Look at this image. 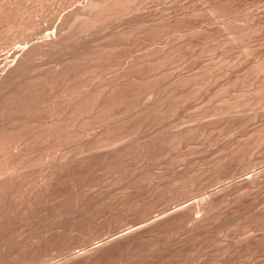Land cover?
<instances>
[{"label": "rangeland", "instance_id": "1", "mask_svg": "<svg viewBox=\"0 0 264 264\" xmlns=\"http://www.w3.org/2000/svg\"><path fill=\"white\" fill-rule=\"evenodd\" d=\"M0 19V264H264V0Z\"/></svg>", "mask_w": 264, "mask_h": 264}, {"label": "bare ground", "instance_id": "2", "mask_svg": "<svg viewBox=\"0 0 264 264\" xmlns=\"http://www.w3.org/2000/svg\"><path fill=\"white\" fill-rule=\"evenodd\" d=\"M87 3H88V2H87ZM89 4H91V3L89 2V3L86 4V5H89ZM86 5H85V6H86ZM85 6H84V7H85ZM89 6H90V5H89ZM91 6H93V3L91 4ZM91 6H90V7H91ZM85 8H86V10H87V7H85ZM85 8H83V9L85 10ZM84 10H83V11H84ZM6 13H7V12H6ZM0 20H1V19H0ZM8 26H9V25H8ZM1 29H2V28H1ZM28 51H29V50H28ZM28 51H26V54L28 53ZM30 51H31V50H30ZM23 52H25V51H23ZM32 52H33V51H32ZM29 53H30V52H29ZM20 55L22 56V53H21ZM23 55H25V53H24ZM21 56H19V57H20L21 59H23L24 56H23V57H21ZM25 56H26V55H25ZM28 56H29V55H28ZM24 58H25V57H24ZM25 60H26V59H24V61H25ZM5 61H7V60H5ZM19 61H20V64H21V60H19ZM19 61H17L18 64H19ZM6 63H7V62H6ZM22 63H23V62H22ZM14 64H15V63H14ZM23 64H24V63H23ZM5 65H6V64H4V66H5ZM8 66H9V65H7V68H8ZM5 67H6V66H5ZM19 67H20V65H19ZM21 67H22V66H21ZM13 71H14V69H13ZM14 73H15V72H14ZM11 74H12V73H11ZM1 86H2V85H1ZM0 90H2V89L0 88ZM2 91H3V90H2ZM0 93H1V92H0ZM250 178H251V177H250Z\"/></svg>", "mask_w": 264, "mask_h": 264}]
</instances>
